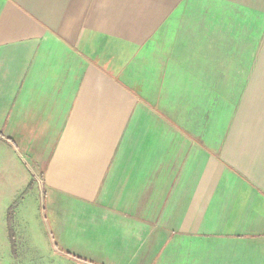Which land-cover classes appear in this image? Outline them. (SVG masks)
Listing matches in <instances>:
<instances>
[{
	"label": "crops",
	"instance_id": "0c3cea01",
	"mask_svg": "<svg viewBox=\"0 0 264 264\" xmlns=\"http://www.w3.org/2000/svg\"><path fill=\"white\" fill-rule=\"evenodd\" d=\"M29 198L75 264H264V0H0V217Z\"/></svg>",
	"mask_w": 264,
	"mask_h": 264
},
{
	"label": "rangeland",
	"instance_id": "374dc122",
	"mask_svg": "<svg viewBox=\"0 0 264 264\" xmlns=\"http://www.w3.org/2000/svg\"><path fill=\"white\" fill-rule=\"evenodd\" d=\"M12 210L9 221L8 215L0 217V264H75L63 260L58 251L66 239L50 233L43 216L35 217L30 198L20 203L15 216Z\"/></svg>",
	"mask_w": 264,
	"mask_h": 264
},
{
	"label": "trees",
	"instance_id": "16d2710c",
	"mask_svg": "<svg viewBox=\"0 0 264 264\" xmlns=\"http://www.w3.org/2000/svg\"><path fill=\"white\" fill-rule=\"evenodd\" d=\"M15 205V201H14V203H12L11 205H10V207L8 208V211H7V215H8V221H9V214H10V211H11V209L13 208V206ZM10 230V229H9ZM12 236V233H11V231H10V237Z\"/></svg>",
	"mask_w": 264,
	"mask_h": 264
}]
</instances>
